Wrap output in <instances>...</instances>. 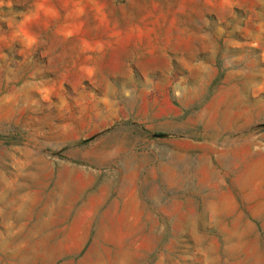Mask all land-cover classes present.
Wrapping results in <instances>:
<instances>
[{"label": "rangeland", "instance_id": "374dc122", "mask_svg": "<svg viewBox=\"0 0 264 264\" xmlns=\"http://www.w3.org/2000/svg\"><path fill=\"white\" fill-rule=\"evenodd\" d=\"M0 264H264V0H0Z\"/></svg>", "mask_w": 264, "mask_h": 264}]
</instances>
